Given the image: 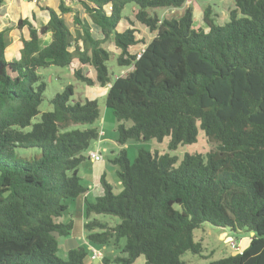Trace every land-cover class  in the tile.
<instances>
[{
	"label": "trees",
	"instance_id": "obj_1",
	"mask_svg": "<svg viewBox=\"0 0 264 264\" xmlns=\"http://www.w3.org/2000/svg\"><path fill=\"white\" fill-rule=\"evenodd\" d=\"M185 2L80 0L83 17L62 0L58 10L47 7L45 24L18 21L29 38L14 60L6 58L8 39L0 31V264H85L92 255L79 247L61 258L57 250L73 230V220H61L67 201L90 190L80 167L100 138L98 101L75 99L69 84L49 100L50 110L40 109L47 83L39 69L75 61L96 73L86 76L79 67L78 80L107 87L120 143L168 137L172 151L196 143L201 129L214 144L206 153H185L180 162L144 148L132 162L121 149L112 162L122 191L102 178L103 193L85 197L87 242L118 245V264L142 255L146 264H189L187 252L208 258L195 230L210 223L251 239L243 251L208 264H264V0H235L224 24L207 6L206 29L194 26L191 6L174 17L157 12ZM64 13L73 14L74 30ZM130 15L155 32L136 53V31L119 28ZM93 24L102 37L93 35ZM110 44L119 49L118 64L131 68L114 79ZM100 260L111 263L105 255Z\"/></svg>",
	"mask_w": 264,
	"mask_h": 264
},
{
	"label": "rangeland",
	"instance_id": "obj_2",
	"mask_svg": "<svg viewBox=\"0 0 264 264\" xmlns=\"http://www.w3.org/2000/svg\"><path fill=\"white\" fill-rule=\"evenodd\" d=\"M74 4L82 11L80 0H73ZM39 3V2H37ZM132 3L127 4L125 8V13L129 14ZM191 6L194 9V26L206 29V26L203 22V10L207 6H211L212 9L219 15L217 22L219 24H224L229 20V13L235 7V0H186L183 8H158L157 12L161 18L165 17H174L178 16L183 12V9ZM81 15L85 17V13L82 12ZM65 19L71 29H75V24L73 17L70 15H65ZM130 20H123L119 28L120 30H125L126 28H133L136 32L138 39L141 41L136 46L131 47V53L139 52L145 47V43L152 40L154 33L150 31L146 26L136 21L133 16H129ZM9 33H18L16 23L12 24L10 27ZM92 33L95 37H102L101 30L97 25H92ZM47 43V41H46ZM108 48L112 51L113 55L108 61V66L112 78L118 75H125L131 68L127 66H120L117 62V54L119 49L114 45L110 44ZM6 58L9 59V53L6 52ZM81 68L83 74L92 78H95L96 73L94 68L89 65H80L75 61L71 66L60 67V66H50L48 68L39 69V73L42 75L44 81L47 83V88L45 90V100L42 103L40 109L42 112L50 110L51 104L49 100L59 91H61L64 86L72 84L74 86V98L77 100L84 101L86 98H93L98 101L100 108V117L96 121V126L100 129V144L97 141H94L90 148L98 150L99 147H107V150L102 151L103 160L93 164L90 162H84L80 167V176L81 181L88 185L93 179L94 168L98 169V183H101L102 178L106 182L110 183L113 186V191L119 193L122 191V185L119 182L117 171L119 169L118 165L112 162V159L120 152L121 149L125 148L127 150L128 158L133 162L138 154L139 149L144 148L148 150H157L161 153L169 152L171 155L176 156L178 162H180L185 153H206L214 144L210 143L205 136L204 131L199 129L197 142L194 144H184L180 145L176 150L168 149L169 139L165 138L163 142H158L155 139L149 140H130L128 141L129 146H124V144L118 141V121L112 111V109L106 106V91L107 87H101L99 85L88 86L83 81L78 80L74 74V70ZM103 118V119H102ZM38 119V118H37ZM130 124V122H129ZM101 132H104L102 135ZM67 203L69 206L73 204L72 200H68ZM83 213V212H82ZM69 216H63L61 220H69ZM103 220H110L107 216H100ZM119 221L118 218H116ZM73 224V230L71 235L62 236L60 238V246L57 250V255L61 258L66 257V253L71 248L84 247L87 248V240L84 237L83 225L79 224L75 219ZM195 239L201 240L206 246L205 254L208 258H203L198 255H193L190 252H187L183 255V259L187 260L189 264H208L210 260L218 259L223 256L231 255L234 250H236L235 244L240 239V236L232 233L231 231L216 227L210 223H205L201 228L195 230ZM124 242V241H123ZM100 250L103 255L107 256L110 264H118L113 262L116 255L118 254V245L109 244L105 249L99 248L98 246L93 247ZM210 257V258H209ZM100 260V259H99ZM85 264H103V262L96 261L92 259L90 255L85 258ZM133 264H146V259L142 255L138 257Z\"/></svg>",
	"mask_w": 264,
	"mask_h": 264
},
{
	"label": "crops",
	"instance_id": "obj_3",
	"mask_svg": "<svg viewBox=\"0 0 264 264\" xmlns=\"http://www.w3.org/2000/svg\"><path fill=\"white\" fill-rule=\"evenodd\" d=\"M62 0H5V3L0 7V31L5 30L6 31V36L8 39V45L6 48V52L9 53V59L7 60H14L19 57L20 54V49L22 47V40L28 39L29 38V31L27 27H24L22 29H19L17 27L18 21L22 18H27L29 19L30 22H32L36 27L40 26L41 24H45L49 20V11L47 7L53 8L55 10H58L59 5ZM39 2V3H37ZM80 2V1H79ZM67 5L73 7L74 9L78 8L79 5L77 6L74 4V1L71 3H68ZM82 6V5H81ZM79 10V9H77ZM81 11V10H80ZM84 12L83 8L81 13ZM65 15H70L73 17L72 13H64L61 14V16L65 19ZM67 22V21H66ZM16 23V27L19 30L18 33H9L10 27L12 24ZM68 24V23H67ZM69 26V25H68ZM70 27V26H69ZM71 28V27H70ZM74 30V29H71ZM51 40V33H48L44 37V44H47ZM47 41V43H46ZM107 92V91H106ZM103 119V118H102ZM104 132H102V135ZM101 139L99 138L97 140L98 144H100ZM124 146H129L128 143L124 144ZM89 150H94V149H89ZM106 151L107 147L100 148L95 151ZM102 161V160H101ZM86 162H90L93 164H97V162L100 161H92L90 159L86 160ZM93 172V179L91 180L88 184L90 190L87 192V196L90 198L97 197L103 193V188L101 183H98V169L94 168L92 170ZM86 195H81L74 200H72L73 204L68 207L67 211L65 212V216H69V220H66V222L73 220V224L76 222L75 219L78 222V227H80L79 224L83 225L84 229V210H85V197ZM83 212V213H82ZM64 221V220H63ZM84 237H85V229H84ZM250 237L245 235V236H240V239L237 243H232L235 244L236 250L232 252V254H236L238 252L243 251L250 243ZM88 244V242H87ZM88 249L93 248L90 244L87 246ZM96 261H100L99 259H96Z\"/></svg>",
	"mask_w": 264,
	"mask_h": 264
},
{
	"label": "built area",
	"instance_id": "obj_4",
	"mask_svg": "<svg viewBox=\"0 0 264 264\" xmlns=\"http://www.w3.org/2000/svg\"><path fill=\"white\" fill-rule=\"evenodd\" d=\"M66 4L71 3L73 0H64ZM102 133V132H101ZM88 158L92 161H101L103 160V154L101 151L89 150ZM92 255V259H101L103 257V253L95 248L90 249Z\"/></svg>",
	"mask_w": 264,
	"mask_h": 264
}]
</instances>
